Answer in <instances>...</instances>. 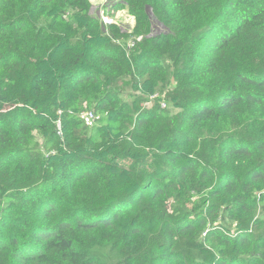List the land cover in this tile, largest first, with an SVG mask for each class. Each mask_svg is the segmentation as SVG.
Returning a JSON list of instances; mask_svg holds the SVG:
<instances>
[{
  "label": "trees",
  "instance_id": "obj_1",
  "mask_svg": "<svg viewBox=\"0 0 264 264\" xmlns=\"http://www.w3.org/2000/svg\"><path fill=\"white\" fill-rule=\"evenodd\" d=\"M91 8L0 0V264H264V0Z\"/></svg>",
  "mask_w": 264,
  "mask_h": 264
},
{
  "label": "rangeland",
  "instance_id": "obj_2",
  "mask_svg": "<svg viewBox=\"0 0 264 264\" xmlns=\"http://www.w3.org/2000/svg\"><path fill=\"white\" fill-rule=\"evenodd\" d=\"M101 1H103L102 7L100 6ZM113 1L114 0H91L92 8H91V11H89V12L91 14L96 13L98 16H100V13L102 12V10L104 8V3H109L110 5L107 7V9H104L103 11L109 12L111 18L114 20L112 24L117 25L121 29V32L124 34V37L129 38L127 41L128 45L133 46L134 37H137L136 39H139V40L141 39L140 36H137L138 34L135 33V31H136V29H135V24H136L135 17L128 14L127 10H124V9L114 10V9H112L111 5H112ZM149 13H150V20L152 22V26H151V30H150L149 34H147V35L152 36L155 33L158 34L159 32L166 30L163 26L158 25L156 23V21L154 20L152 13L151 12H149ZM163 28H164V30H162ZM127 48H129V47H127ZM167 90H168V87L164 88V90L160 93L159 92H148V91L143 93L144 101L142 103V107H143L142 109L153 107V105L157 101L160 103L161 110L170 108V106L168 105L169 101L166 97ZM128 93H130V90L128 88H126L124 90V96H123L124 99H131L132 96ZM83 111H84V113L87 111L93 113V116H94L93 118H90V119L84 118L88 123L87 125L90 127L92 125H94L95 122H97V120L99 119V117L101 115V114L100 115L97 114L94 110L88 109V108L83 109ZM83 111H81V112H83ZM172 111L176 112V111H178V109L172 108ZM207 244H210V242H207ZM214 246H217V245L215 244Z\"/></svg>",
  "mask_w": 264,
  "mask_h": 264
},
{
  "label": "built area",
  "instance_id": "obj_3",
  "mask_svg": "<svg viewBox=\"0 0 264 264\" xmlns=\"http://www.w3.org/2000/svg\"><path fill=\"white\" fill-rule=\"evenodd\" d=\"M102 4H103V1H101V7H102ZM108 6H109L108 3H104V8H103V10H104V9H107ZM103 10H102V12L100 13V17H101L102 23L105 24L106 26L111 25V24L113 23L114 20L111 18L109 12H104ZM79 115H80L81 117H84V118H87V119H90V118H93V117H94V116H93V113H92V112H88V111L85 112V113H84V111H83V112H81Z\"/></svg>",
  "mask_w": 264,
  "mask_h": 264
},
{
  "label": "crops",
  "instance_id": "obj_4",
  "mask_svg": "<svg viewBox=\"0 0 264 264\" xmlns=\"http://www.w3.org/2000/svg\"><path fill=\"white\" fill-rule=\"evenodd\" d=\"M100 6H101V4H100Z\"/></svg>",
  "mask_w": 264,
  "mask_h": 264
}]
</instances>
